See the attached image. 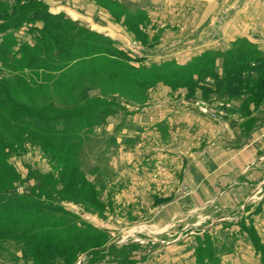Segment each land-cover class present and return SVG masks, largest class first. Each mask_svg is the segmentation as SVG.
Masks as SVG:
<instances>
[{
	"label": "rangeland",
	"instance_id": "374dc122",
	"mask_svg": "<svg viewBox=\"0 0 264 264\" xmlns=\"http://www.w3.org/2000/svg\"><path fill=\"white\" fill-rule=\"evenodd\" d=\"M41 1L51 14L66 16L140 59L132 62L136 67L184 66L195 57L216 56L222 75L218 55L240 40L252 43L238 38L229 44L222 32L239 0H224L223 7L221 0H111L119 6L106 0ZM15 2L0 0V10ZM27 30L25 25L15 33L19 42H32ZM78 64L69 71L73 76L64 74L66 85L61 73L20 74L13 62L0 61L1 88L20 75L26 78L8 92L29 109L49 117L94 105L111 112L103 118L96 110L94 122L93 115L58 126L59 137L67 128L73 138L57 149L55 136L40 139L35 134L43 130L31 120L22 126L33 130L14 121V133L9 131L4 125L9 110L0 106V132L19 177L0 175V191L13 186L11 194L61 205L77 218L71 228L89 225L106 234V241L88 243L89 251L58 252L61 264H120L119 256L134 264H264V163L254 171L256 163L240 155L253 140L247 119L264 106L253 102L255 90L205 98L200 87L191 94L163 80L139 86L125 78L127 69L114 75L96 59ZM238 131L241 136H235ZM234 178L246 184L225 187ZM23 248L0 241V264H43L34 250L24 256Z\"/></svg>",
	"mask_w": 264,
	"mask_h": 264
},
{
	"label": "trees",
	"instance_id": "16d2710c",
	"mask_svg": "<svg viewBox=\"0 0 264 264\" xmlns=\"http://www.w3.org/2000/svg\"><path fill=\"white\" fill-rule=\"evenodd\" d=\"M106 1L117 6L123 5L118 1ZM139 15L145 21H149L147 14ZM38 22L43 24L41 28L37 26ZM25 25L28 27L26 34L31 36L32 42H19L15 36V33ZM218 56L223 60L222 75L216 66V56L195 57L184 66L167 62L150 67H136L132 62L140 59H133L126 51L117 48L111 39L86 30L66 16L51 14L41 0H16L10 9L0 10V61L8 64L13 62L20 74L26 70L34 73L40 71L61 73L62 82L68 85L64 74H68V78L73 76L74 74L69 71L74 64L79 63L77 66H83L86 60L96 59L104 62V67L112 70L114 75L127 69L129 72L125 78L139 86L145 87L163 80L174 83L176 87L186 86L191 94L196 87H200L205 98L220 91L223 92L222 96L235 98L252 89L255 90L253 102L260 105L264 101V53L253 43L240 40V46ZM16 79L13 83H6L5 79L4 88L0 86V106L9 110L6 124L0 115V126L4 123L12 133L14 121L21 127L27 120H31L35 126L43 130L35 135L40 139H51L55 136L58 140L55 145L57 149H61L65 147L66 141L73 137L71 133H67V128L66 135L59 137L61 133L58 132L60 128L56 129L58 126H74L76 118L79 117L88 119L94 115L91 122L96 120L97 113H93L100 108L98 105L83 113L51 117L38 113L35 109H29L28 106L18 103L8 92L13 84H26L23 75ZM208 81L213 83L212 86ZM2 82L0 80V85H3ZM98 111L96 112L101 113L103 118L111 113L108 107H105L104 111ZM23 128L27 131L33 130L29 126ZM4 141V136L0 132V175L9 179L19 178L6 153L11 147ZM12 189L13 186H9L0 191V241L12 240L23 245L24 256L30 253L29 250H34L33 256L35 259H42L43 264H61L62 256L58 252L80 247L85 252L89 251L85 249L88 243L106 241L107 237L103 231L89 225L86 228L79 226L71 228L77 218L65 211L61 205L46 203L31 195L24 197L11 194ZM90 252V255L98 253ZM117 259L120 264H134L126 256H119ZM202 261L204 260H200V264H203ZM207 264L218 262L211 260L207 261Z\"/></svg>",
	"mask_w": 264,
	"mask_h": 264
},
{
	"label": "crops",
	"instance_id": "0c3cea01",
	"mask_svg": "<svg viewBox=\"0 0 264 264\" xmlns=\"http://www.w3.org/2000/svg\"><path fill=\"white\" fill-rule=\"evenodd\" d=\"M223 2L224 0H221L222 7L224 6ZM221 4L219 3V5ZM208 17H210L209 20H212L214 15L210 13L207 18ZM228 20L226 28H224L225 25L222 26V32L225 33L226 41L229 42V44L238 38H245L264 52V0H239L236 7L231 10ZM247 120H249V127L251 128L249 135L250 139L253 138L251 142L252 145L245 150H241L240 155L243 160H251L250 164L254 165L256 163L254 166L257 169H254V171H257L260 169L261 163H264V106ZM235 136H241V132L238 131ZM245 184L246 183H244L242 179L239 180L238 178H234L228 181L225 187L235 189ZM262 186H264V183L260 186V189ZM228 188L224 193H228ZM257 192L258 191L254 192L253 196ZM247 204L248 202L246 201L243 205L244 210Z\"/></svg>",
	"mask_w": 264,
	"mask_h": 264
}]
</instances>
